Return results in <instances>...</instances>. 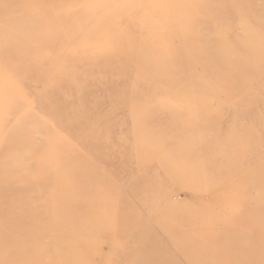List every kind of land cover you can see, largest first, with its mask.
Masks as SVG:
<instances>
[{
	"label": "rangeland",
	"instance_id": "374dc122",
	"mask_svg": "<svg viewBox=\"0 0 264 264\" xmlns=\"http://www.w3.org/2000/svg\"><path fill=\"white\" fill-rule=\"evenodd\" d=\"M0 34V259L264 264V0H0Z\"/></svg>",
	"mask_w": 264,
	"mask_h": 264
},
{
	"label": "bare ground",
	"instance_id": "6f19581e",
	"mask_svg": "<svg viewBox=\"0 0 264 264\" xmlns=\"http://www.w3.org/2000/svg\"><path fill=\"white\" fill-rule=\"evenodd\" d=\"M242 1V0H241ZM249 1V0H248ZM203 2H201V3H199L200 5H196V10L194 11V12H192L191 13V15H188L187 14V18H189V19H191L192 21H197V18L198 17H203L204 18V15L207 17V16H214L215 14H217V13H219V11L217 10V11H214V10H216V9H214L213 7H212V5H214L213 4V2H206V3H203ZM51 7V6H50ZM42 8V7H41ZM198 12H200V14L201 15H199L198 14ZM190 16V17H189ZM63 18V17H62ZM185 19V18H184ZM179 23H180V21H179ZM179 23H174L173 24V28H175V30L177 31V30H179V31H181V29H183V28H181L182 27V24L181 25H179ZM221 23V22H220ZM200 27V26H199ZM192 28V27H191ZM191 28H188V27H186V29H188L189 30V32H190V34L192 33L193 34V38L194 39H198V37H199V35L197 34V32L194 34V30H191ZM193 29V28H192ZM10 30V29H9ZM181 32H183V31H181ZM2 33V32H1ZM188 34V33H187ZM187 34H185V33H182V34H180L181 36L180 37H182V38H180L179 39V41H178V43L180 44V45H182L181 44V42L184 44V45H187L188 44V41H187ZM1 35V34H0ZM177 35V34H176ZM60 36V35H59ZM95 38V37H94ZM159 42V41H158ZM157 42V43H158ZM25 44V43H24ZM111 44V43H110ZM160 46H162V45H160ZM191 46H192V42H191ZM190 46V47H191ZM23 47H24V45H23ZM22 47V48H23ZM213 47V46H212ZM214 47H215V45H214ZM218 47V46H217ZM21 48V49H22ZM77 48V47H76ZM204 48V50L206 49V47H203ZM18 49H20V47L18 48ZM20 49V50H21ZM214 49V48H213ZM212 48H211V50H213ZM23 50V49H22ZM214 51V50H213ZM217 51V50H216ZM131 52V51H130ZM199 52H202V51H198V53ZM1 53V52H0ZM133 53V52H132ZM215 53V52H214ZM218 53V52H217ZM11 54V53H10ZM60 54V53H59ZM62 54V53H61ZM162 54H163V51H161V49L158 51V52H156V54L154 55V56H152L154 59H157V61H158V64L159 65H162V67H165L164 69H161V68H159L158 67V74H159V78H160V80H165L164 78H166L167 76H169V77H172L171 75H169V72L170 71H172V68H173V64H172V61L171 60H169V59H167V58H164V57H162ZM215 55V54H214ZM218 55V58H217V60H218V65H217V69H216V73H215V76H217L218 74H220V73H223L224 72V69L226 68V67H228L229 65H240V63H250L249 62V60L248 61H246V62H240V61H228V58L227 57H224V54H223V56H221V55H219V54H217ZM7 60H10V58H8ZM195 61L196 62H198V63H201V62H204L203 64H206V66H208L209 65V62L211 61L210 59L209 60H207V57H206V59L205 60H203L202 58H195ZM252 63V62H251ZM15 66H17V64L15 65ZM172 67V68H171ZM34 71V70H33ZM217 74V75H216ZM173 75V74H172ZM235 75H237V74H235ZM32 76H34V75H32ZM164 77V78H163ZM174 78H175V76H173ZM173 79V78H172ZM193 94V93H192ZM89 122V121H88ZM81 124V123H80ZM87 124V123H86ZM85 125V124H84ZM91 126H93V124L91 125ZM90 129H92L91 127H90ZM87 134V133H86ZM75 136V135H74ZM35 157V156H34ZM40 157V156H39ZM36 158H38V157H36ZM47 159V158H46ZM40 160V159H39ZM38 160V161H39ZM49 160V159H48ZM45 162H46V160H45ZM50 169V168H49ZM48 172H49V170H48V168L46 169ZM52 170H54V169H52ZM52 176H53V174H52ZM6 238L8 239V240H10V238H8L7 236H6ZM5 239H0V244H1V242L2 241H4ZM19 256V255H18ZM28 256H31L30 255V253H29V255ZM28 256H25V257H23L24 259H19V258H17V257H15V254L14 253H6V252H3L2 253V258L0 259V264H13V261H17V262H19V264H27V262L29 261V258H28ZM43 256V255H42ZM41 256V257H42ZM20 257V256H19ZM31 258V257H30ZM19 259V260H18ZM27 260V261H26Z\"/></svg>",
	"mask_w": 264,
	"mask_h": 264
}]
</instances>
